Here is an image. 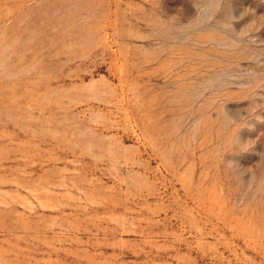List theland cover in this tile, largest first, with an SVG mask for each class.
Here are the masks:
<instances>
[{
    "label": "rangeland",
    "instance_id": "1",
    "mask_svg": "<svg viewBox=\"0 0 264 264\" xmlns=\"http://www.w3.org/2000/svg\"><path fill=\"white\" fill-rule=\"evenodd\" d=\"M0 264H264V0H0Z\"/></svg>",
    "mask_w": 264,
    "mask_h": 264
}]
</instances>
